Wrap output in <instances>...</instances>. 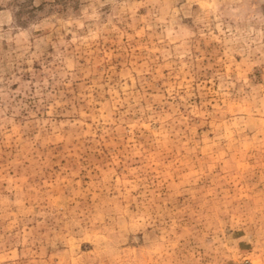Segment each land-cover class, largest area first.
Listing matches in <instances>:
<instances>
[{
    "label": "rangeland",
    "instance_id": "obj_1",
    "mask_svg": "<svg viewBox=\"0 0 264 264\" xmlns=\"http://www.w3.org/2000/svg\"><path fill=\"white\" fill-rule=\"evenodd\" d=\"M0 264H264V0H0Z\"/></svg>",
    "mask_w": 264,
    "mask_h": 264
}]
</instances>
